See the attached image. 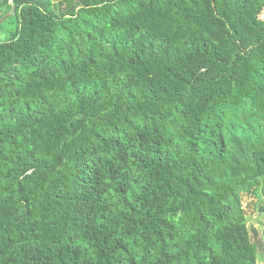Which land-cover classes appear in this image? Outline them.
I'll list each match as a JSON object with an SVG mask.
<instances>
[{
  "label": "trees",
  "instance_id": "obj_1",
  "mask_svg": "<svg viewBox=\"0 0 264 264\" xmlns=\"http://www.w3.org/2000/svg\"><path fill=\"white\" fill-rule=\"evenodd\" d=\"M14 11V13H13ZM0 264H258L264 0H0Z\"/></svg>",
  "mask_w": 264,
  "mask_h": 264
},
{
  "label": "rangeland",
  "instance_id": "obj_2",
  "mask_svg": "<svg viewBox=\"0 0 264 264\" xmlns=\"http://www.w3.org/2000/svg\"><path fill=\"white\" fill-rule=\"evenodd\" d=\"M53 2L55 5L56 0H53ZM14 25V19L5 23L4 29H0V40L6 38L8 30L12 29ZM241 204L247 218L251 239L261 251L264 249V197H259L253 193L243 194ZM258 264H264V260L259 259Z\"/></svg>",
  "mask_w": 264,
  "mask_h": 264
},
{
  "label": "water",
  "instance_id": "obj_3",
  "mask_svg": "<svg viewBox=\"0 0 264 264\" xmlns=\"http://www.w3.org/2000/svg\"><path fill=\"white\" fill-rule=\"evenodd\" d=\"M14 13V11H13ZM11 14V12L7 13L5 16H3L1 19H0V22H2L3 20H5V18H7L9 15Z\"/></svg>",
  "mask_w": 264,
  "mask_h": 264
}]
</instances>
